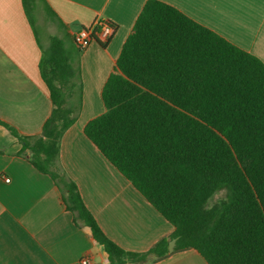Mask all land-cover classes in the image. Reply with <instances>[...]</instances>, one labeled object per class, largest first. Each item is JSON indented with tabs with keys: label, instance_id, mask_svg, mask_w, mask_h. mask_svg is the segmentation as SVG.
<instances>
[{
	"label": "trees",
	"instance_id": "16d2710c",
	"mask_svg": "<svg viewBox=\"0 0 264 264\" xmlns=\"http://www.w3.org/2000/svg\"><path fill=\"white\" fill-rule=\"evenodd\" d=\"M39 3L65 32L40 45L53 109L37 136L0 125L22 144L18 156L52 178L76 225L105 247L110 264H157L190 250L208 264H264V63L174 6L146 2L103 88L106 110L84 129L175 228L147 251H126L61 165L62 139L82 111L83 50L46 0H23L36 37ZM99 33L96 25L91 40Z\"/></svg>",
	"mask_w": 264,
	"mask_h": 264
},
{
	"label": "crops",
	"instance_id": "0c3cea01",
	"mask_svg": "<svg viewBox=\"0 0 264 264\" xmlns=\"http://www.w3.org/2000/svg\"><path fill=\"white\" fill-rule=\"evenodd\" d=\"M148 0H46L74 34L93 29L104 19L117 29L106 48L91 40L81 57L82 111L61 143V165L73 180L96 221L126 251L144 252L175 231L84 133L105 112L103 88ZM217 32L264 63V0H160ZM39 3L42 39L24 9L23 0H0V121L26 136H37L53 105L42 79L40 45L50 36H65L48 20ZM61 28V29H60ZM54 32V33H53ZM22 144L0 125V264H110L105 247L90 230L76 225L62 194L48 175L18 156ZM7 179L10 182H7ZM157 264H208L195 250Z\"/></svg>",
	"mask_w": 264,
	"mask_h": 264
},
{
	"label": "built area",
	"instance_id": "2783aa9c",
	"mask_svg": "<svg viewBox=\"0 0 264 264\" xmlns=\"http://www.w3.org/2000/svg\"><path fill=\"white\" fill-rule=\"evenodd\" d=\"M97 26L100 27L99 36L102 37L104 40L110 38L115 32V27L107 20L104 19L100 20L97 23ZM92 31L93 29H81L74 34V39L76 43L83 51L88 47L89 43L91 42ZM7 182H10V180L7 179ZM91 263L92 260L88 256L82 259V264H91Z\"/></svg>",
	"mask_w": 264,
	"mask_h": 264
},
{
	"label": "rangeland",
	"instance_id": "374dc122",
	"mask_svg": "<svg viewBox=\"0 0 264 264\" xmlns=\"http://www.w3.org/2000/svg\"><path fill=\"white\" fill-rule=\"evenodd\" d=\"M37 29H38V34L40 35V38L43 39V38L45 37V35H46V30H45V28H43V27L41 26V24L37 22ZM53 33H54V32H53ZM225 196H226V192H225V191L217 192V193L214 195V197L211 198V200H210V204H211V205L215 204V203L218 202L219 200L225 198Z\"/></svg>",
	"mask_w": 264,
	"mask_h": 264
},
{
	"label": "water",
	"instance_id": "95a60500",
	"mask_svg": "<svg viewBox=\"0 0 264 264\" xmlns=\"http://www.w3.org/2000/svg\"><path fill=\"white\" fill-rule=\"evenodd\" d=\"M177 245V239H173L169 244V252L173 253Z\"/></svg>",
	"mask_w": 264,
	"mask_h": 264
}]
</instances>
